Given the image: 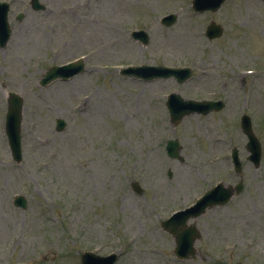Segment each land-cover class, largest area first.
<instances>
[{
    "label": "rangeland",
    "instance_id": "obj_1",
    "mask_svg": "<svg viewBox=\"0 0 264 264\" xmlns=\"http://www.w3.org/2000/svg\"><path fill=\"white\" fill-rule=\"evenodd\" d=\"M68 1L45 0L54 10ZM188 3L113 0L112 18L127 17V23H76L74 34L68 29L62 39L74 37L78 53L100 48L87 66L93 70L91 65L109 61L112 70L98 69L46 88L39 85L44 70L67 61L61 52L53 54L55 48L61 50L64 31L43 38V33H26V27L15 30L7 51H0V84L25 98L24 161L14 163L0 122V264H79L83 250L107 253L117 246L128 250L118 264H264V77L245 81L252 91L231 99L225 113L190 117L174 126L160 97L174 88L173 82L140 83L116 68L202 61L210 74L192 83L206 86L230 82L238 69H264V58L256 55L264 46V4L231 0L220 13L210 14L224 23L226 32L208 42L200 33L208 17L194 15ZM175 10L182 12L181 24L170 29L157 24ZM34 16L40 20V14L31 15L23 25ZM134 25L149 29L147 47L126 33ZM85 95L92 96L89 102L83 101ZM2 101L5 111L3 93ZM80 103L86 109L77 110ZM242 113L253 117L263 145L262 165L255 169L245 163L244 192L197 219L201 239L196 258L178 262L172 259L174 240L159 223L191 203L204 184L212 185L232 169L229 161L212 168L208 161L235 144L241 145V157L246 156L238 128ZM58 118L67 123L63 132L56 131ZM219 137L226 144L214 143ZM168 140L180 142L182 160L167 155ZM213 169L214 175L220 171L218 177L206 179ZM228 180L238 182L232 174ZM134 181L144 189L143 196L131 188ZM17 194L27 198L26 210L13 205Z\"/></svg>",
    "mask_w": 264,
    "mask_h": 264
}]
</instances>
